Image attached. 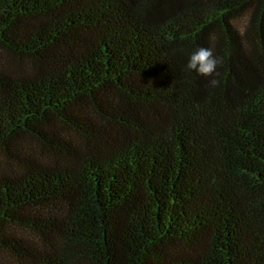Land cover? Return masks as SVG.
<instances>
[{"label":"trees","instance_id":"16d2710c","mask_svg":"<svg viewBox=\"0 0 264 264\" xmlns=\"http://www.w3.org/2000/svg\"><path fill=\"white\" fill-rule=\"evenodd\" d=\"M0 52V264H264V0H0Z\"/></svg>","mask_w":264,"mask_h":264},{"label":"clouds","instance_id":"9594fccd","mask_svg":"<svg viewBox=\"0 0 264 264\" xmlns=\"http://www.w3.org/2000/svg\"><path fill=\"white\" fill-rule=\"evenodd\" d=\"M223 59L213 54L211 47H200L194 50L188 57L186 70L194 72L197 76L210 77L208 87H218L221 81L214 77H219L217 71L222 66Z\"/></svg>","mask_w":264,"mask_h":264},{"label":"rangeland","instance_id":"374dc122","mask_svg":"<svg viewBox=\"0 0 264 264\" xmlns=\"http://www.w3.org/2000/svg\"><path fill=\"white\" fill-rule=\"evenodd\" d=\"M239 19H243L240 17ZM242 21V20H241ZM15 60L12 59L10 55H6L3 52H0V66L5 67L7 69L11 68V66L15 65ZM30 147H33V143L28 144ZM5 162L3 156H0V164ZM15 259L7 252L0 250V262H13Z\"/></svg>","mask_w":264,"mask_h":264}]
</instances>
